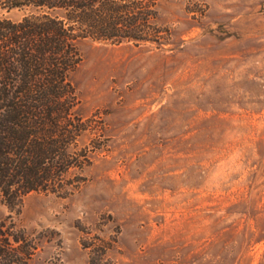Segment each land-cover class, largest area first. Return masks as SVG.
I'll return each instance as SVG.
<instances>
[{"label": "rangeland", "instance_id": "1", "mask_svg": "<svg viewBox=\"0 0 264 264\" xmlns=\"http://www.w3.org/2000/svg\"><path fill=\"white\" fill-rule=\"evenodd\" d=\"M157 11L149 40L76 43L90 162L17 205L0 192L28 264H264V0Z\"/></svg>", "mask_w": 264, "mask_h": 264}, {"label": "trees", "instance_id": "2", "mask_svg": "<svg viewBox=\"0 0 264 264\" xmlns=\"http://www.w3.org/2000/svg\"><path fill=\"white\" fill-rule=\"evenodd\" d=\"M158 0H9L32 7L20 21L0 17V192L17 205L32 190L63 188L89 160L75 150L85 131L72 72L82 38L146 41ZM42 9H45L43 12ZM60 11V12H58ZM17 203V204H16ZM0 220V264H28L31 244ZM103 255L92 264H108Z\"/></svg>", "mask_w": 264, "mask_h": 264}]
</instances>
